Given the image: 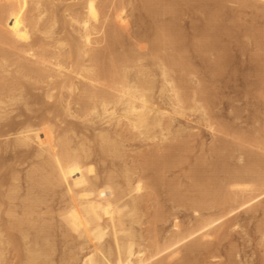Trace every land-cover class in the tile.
I'll use <instances>...</instances> for the list:
<instances>
[{
  "label": "bare ground",
  "instance_id": "bare-ground-1",
  "mask_svg": "<svg viewBox=\"0 0 264 264\" xmlns=\"http://www.w3.org/2000/svg\"><path fill=\"white\" fill-rule=\"evenodd\" d=\"M226 2L264 14V0H0V121L20 105L34 114L0 130V152L13 153L0 154L1 261L53 264L62 245L66 264L80 255L78 264H198L219 256L239 218H264V127L243 128L228 86L217 85L234 80L231 50L215 53L232 33ZM186 12L203 13L211 28L188 41ZM251 35L261 64L253 84L264 89V29ZM220 96L232 118L219 112ZM70 118L107 127L91 140ZM194 123L212 143L188 170ZM132 141L154 148L136 167ZM95 161L115 164L100 174ZM176 169L188 171L168 179ZM258 226L264 242V220Z\"/></svg>",
  "mask_w": 264,
  "mask_h": 264
},
{
  "label": "rangeland",
  "instance_id": "rangeland-1",
  "mask_svg": "<svg viewBox=\"0 0 264 264\" xmlns=\"http://www.w3.org/2000/svg\"><path fill=\"white\" fill-rule=\"evenodd\" d=\"M226 4H227L226 5L227 6L226 10L228 9L227 12L229 11L232 14L229 13L230 14V17L229 16L228 17H225L226 20H225L224 24L227 23L226 26L230 27L229 29H232V30H230V31H232V33L229 32V31H227V33L222 36V38H221V48L220 49H217L215 53L218 54V53L222 52L221 49L227 48L226 46H228V49L232 51V52L230 51V53H231L230 55H232L231 58L232 59L235 58V59L232 60L234 63L232 62V65H229L228 66L229 67L228 68L229 69V72L228 73H230L229 76L231 75V73H232V75L234 73L233 76L231 75L232 78L230 77L232 80L233 79L234 80L233 81H230L229 82L230 84H228V85L226 83V80H221V82L218 81L217 85L219 86V88H222L223 87L222 90L225 89L226 86H228L224 90V92L226 93V95L228 97H231L232 99H234L235 100L236 107L240 108L242 118H241V120H239V123L241 124V126L243 128H247L248 126L251 125V126L259 129L261 127H264V98H263V96H264V94H263L264 93V89H261V87H259V86L256 85V83H257L256 79L259 82V78L256 75V71L258 69H260L259 66H261V64H259L257 62L255 64V62L253 60L254 59V55L257 52V50H256L257 49V47H256L257 45L255 46V44H257V43H256L255 38H253V36L251 34H252V32H255V29H256V31H258L259 29L260 30L264 29V14L260 12V8H259L260 5H258L257 8H251L250 7V8L243 9V8H240L238 5H236L234 3H231V2H229V4H228V2H226ZM231 15H233V16H231ZM182 17L183 18H181V22H180L179 25H181L180 29H181L182 33L183 34L185 33L184 35L186 37H188V41L190 39H195L197 37L196 36L197 34H198V36L201 35L202 31L204 33L205 27L203 25L206 26V24H207V28H209V27L211 28V25L213 24L211 21H207L206 20L207 19L206 16L203 13H200V12L198 14L196 12L195 13L194 12H189V13L186 12L184 15L182 14ZM232 17L233 18L235 17V18L233 19ZM232 19L235 20V21H231ZM201 20H202V22H200ZM203 22H204V24H202ZM233 22H235V23H233ZM210 23H212V24L210 25ZM202 27H204V28H202ZM198 28H200V29L198 30ZM199 31H201V32H199ZM230 33H231V36L229 35ZM187 35H189V36H187ZM249 35H251V36H249ZM239 39L241 40V42H239ZM229 44H231V45H229ZM209 56H211V55H209ZM212 58H214V56ZM251 58H252V60H251ZM257 65H259V66H257ZM233 67L237 70V72H232L231 71V70H233L232 69ZM235 69L233 71H235ZM248 74H249V77L251 75V78L248 77ZM252 76H254L255 78L252 77ZM245 77H247L248 79H246ZM246 80L248 81V83L249 82L250 83L248 84ZM253 82H256V83L253 84ZM221 83H223L224 85L226 84V85L225 86L224 85L222 86ZM220 97H219V99L217 97V101L219 100L218 104H220L219 105V108H220L219 109V112L221 111V113L223 114L222 116L225 119L232 118L234 116V114L229 113L227 104H223V103L226 102V98H224L226 96H224V97L220 96ZM221 101H225V102L222 103ZM22 106L20 105V107H18V109L16 111L12 112V115L10 114V116L7 119H3V120L0 121V130H2V129L6 130V128H7L6 125L10 121H13V120L20 121V120H23L25 118V116L27 117V116H33L34 115L32 112H29V111L25 110L26 108H24V106L23 107ZM192 118H195V116L192 117ZM69 121H71L70 123H77V125L80 123L77 126V131H78V134L77 135L87 137L88 139L90 138L91 140L93 139V136L95 134V131H94L95 128H98L100 126L102 128H106L107 127V125L104 126L105 123L103 122L104 124L101 123V124H99L100 126L99 125H96L95 127H90V128H87V130H86L85 128H83L84 127L83 126V123L80 120H75V119H71L70 118ZM194 125H195V127L197 126V128L199 130L198 129H195V131H193V134L195 136L192 137L191 139H189V142H191L189 144L190 151H189V153L188 152L186 153V154H189L188 155L189 156V162H186V164L184 163L185 165L182 166V168L188 169V170L190 169V164L194 161V158L196 159V157H199L201 155L202 148L204 150L205 148H208L211 145V143H212L211 133L209 131L207 132L206 131L207 129L204 126H202V125H198V124H195V123H194ZM198 126H200V127H198ZM80 128H81V131H80ZM12 138L13 137H11V139ZM4 140H6V139H4V138L3 139H0V141H4ZM134 142L135 141H132V142H129L128 143V145H127V151H128L127 152V155L129 156L128 157V161L130 162L129 165H132L134 163V161H135V164L133 165V167H136V162L138 160L142 159V155H145L146 153H149L150 151H153L154 148H152L151 146H148L150 144L147 143L148 144L147 145L146 142H143V143L140 142V141H137L135 143ZM142 144H146V145L143 146ZM141 146H143V147H141ZM10 150L11 149H9V151L7 152V154H6V152H0V154H3L4 153L3 155H5L4 157H6V158L9 157V156L12 157L13 153ZM132 150H134V151H132ZM6 155H8V156H6ZM192 156H194V157H192ZM191 157H192V161H190L191 160ZM8 163L11 164L10 161H8ZM114 164H115V162H114ZM123 164L124 163L122 162V160H117L116 161V165H114V169L115 168L117 170L121 169V167L123 166ZM113 165H111V161H107V163H103V162H100L99 163L98 161H95V163H94V167L95 166L97 167V168H95L96 171H98V173L100 171V174H105L106 171L109 170V168L112 169ZM23 166H19L18 167V169L20 167H21L20 169H22V170H20L21 171V173H20V176L21 177H23L26 174L25 172L28 171L29 168H30V167H28V165L26 167H25V165H23ZM25 169H27V170H25ZM184 169L182 170V172L179 171L178 169H176L172 173H169V174L167 173L168 174L167 175L168 179H170V178L173 179L175 177H181V176L185 175V173H187L188 170L184 171ZM22 171H23V173H22ZM148 173H150V175H148ZM151 173L153 175L155 174L153 171H148L146 173V176L147 177L153 176ZM23 181L24 180H22L21 186L25 184V182L23 184ZM25 185H27V184H25ZM25 185L22 186V187H26ZM23 192L24 191H22V193ZM156 194H157V196H156ZM156 194H155L154 198L155 197H157V198H155L152 201H149V203H148V205L151 206V208L149 206V209H150L149 212L151 214H153L155 212V210L158 209V189L156 191ZM55 198H56V200H55ZM55 198L53 200L54 202L51 201L50 204L51 205H54L53 206L54 208H55V205H56L55 210H57L61 206V204H60L61 203L60 202L61 201V195L57 194ZM165 205L167 206L168 204L165 203ZM241 214H242V216H244V212H241ZM258 218L259 219H256V220H258V223L256 222V220H254L253 222H246L245 223L242 220V218H239L240 223H239L238 226H236V228H234V229L231 228L233 230L230 229L231 232H232V233H230V236L228 238H226V239H223L222 242L220 241V246L218 248V251H216V253H215L216 256H218V255L219 256L217 258L206 257L205 259H201L203 261H201V263H198V264H231L229 262V260L232 259V258L233 259H236V263H238V264L239 263L240 264H243L242 263V262H244L243 260H248L249 261L248 264H264V242L260 239V233H258L259 232V229L257 230V228L259 227L258 226L259 225V221L260 220H264V218H263V215H258ZM144 220H145V222H147L148 221L147 217H145ZM181 220L184 223L185 222H188V218L185 217V216L182 217ZM229 224H231V223H229ZM168 226H170V224H167L166 227H168ZM144 227L145 228L152 229V226H150L148 224L144 225ZM223 232H224V230L222 231V234H223ZM150 234L148 233L149 236H152L153 235V233L151 235ZM59 238H60L59 239L60 240L59 241L60 243L59 242L58 243L61 244L64 239L61 236H59ZM215 242H217V241H215ZM61 248L63 249L62 245H59V250H57L58 252L56 251L57 253H55L56 255L54 256V263L53 264H66V261L63 260V255H62L63 253H62V249ZM66 250H67V248H66ZM234 252H235L236 256H235V254H233ZM15 256H16L15 254H13V255L12 254H10V255L8 254L7 257H5V259L2 260L4 262H2L0 260V264H20L18 257L16 256L17 257L16 258ZM81 258H82V255H80V257L77 258V261H75L76 263L73 262V264H78L80 262V259ZM17 261H18V263H17Z\"/></svg>",
  "mask_w": 264,
  "mask_h": 264
}]
</instances>
